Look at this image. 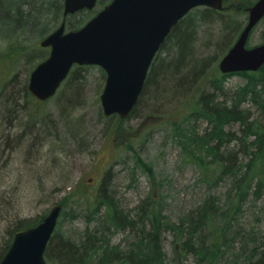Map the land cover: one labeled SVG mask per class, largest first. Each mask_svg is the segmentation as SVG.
Returning a JSON list of instances; mask_svg holds the SVG:
<instances>
[{"label": "rangeland", "instance_id": "rangeland-1", "mask_svg": "<svg viewBox=\"0 0 264 264\" xmlns=\"http://www.w3.org/2000/svg\"><path fill=\"white\" fill-rule=\"evenodd\" d=\"M109 1L103 0L95 11L101 10ZM8 2H11L9 5L13 3L12 0L0 1V105L12 79L17 77L21 83L28 84L32 70L30 62L40 54L47 55L44 60L49 56V48L40 45L47 35H28V27L26 35H21L12 42L4 41L6 37L20 32L19 17L9 13ZM256 2L257 0H228L225 8L220 11L221 16L232 27H239V35L248 22L249 8ZM78 17L79 15L66 19L68 29V23L74 24ZM61 23H50L49 32L56 30ZM218 27L217 25L213 29L203 24L198 28V54L204 58L215 55L217 51H214L218 50L219 45L231 41L234 36L233 34L231 39L229 37L222 43L219 42L222 34ZM238 35L234 37L232 44ZM213 36L216 37L215 41ZM12 43L23 47V52L8 58L4 51ZM262 43L264 20L252 32L248 46L254 47ZM222 54L216 64L219 72ZM40 62H35L34 67ZM83 74V99L77 104V110L68 116L71 124L82 121L86 126L85 133L88 137L85 136L86 139L83 140L81 138L80 145L73 143L74 139L62 129L59 106L62 87L54 98L46 102L37 103L36 100L24 98L19 102L20 107L13 112L14 117H2L0 134L6 137L8 145L0 153V260L11 242L17 222L37 224L53 205L63 201L65 203H62L63 212L59 219L61 235L75 240L80 239L87 230L102 231L112 245H120L126 249L134 239L132 233L108 229L105 207L93 216V202L99 194V182L108 170L112 171L110 178L113 181V195L125 212L135 215L140 204L150 197L162 202L165 222L179 223L181 218L188 217L209 197L220 205L226 204L232 190L235 204L233 213L239 216L240 231L249 238L259 236L260 231L264 230V189L260 198L255 199L250 195L240 204V197L233 190V181L226 177L222 180L217 178L215 164L211 163L213 157L202 155L203 163L196 160L195 156L200 152L188 142L192 131L204 134L206 129L210 130L208 121L191 118L190 114L201 88L192 95L180 92L174 96H166L167 98L155 103L157 105L145 106L135 112L131 119L120 122L118 117L106 119L103 115L100 96L106 79L102 70L96 66H88ZM209 74L218 76L215 68L210 69ZM222 82L223 94L237 100L239 109L248 115L250 123L259 122L264 125V92L258 87L255 92L248 86V76L241 74L227 75ZM47 123L48 136L55 134L58 137L50 136L48 144L31 146L30 149V144L26 141L25 145L11 150L16 139L26 135L30 128L39 133L40 127ZM107 126L117 128L116 137L114 133L107 136L104 134ZM177 126L185 131L183 136L176 130ZM246 130V127L238 124L227 126L225 132L235 139L227 147L225 143L220 147L221 152L226 155L233 153L239 157L243 166L252 159L246 151H256L252 149L255 139L252 136L247 138ZM148 167L151 173L146 170ZM253 174L252 171L251 175ZM76 186H79L80 193L69 197L70 190ZM161 238L166 263H170L174 256V233L170 229H164ZM228 258L229 256L220 264H232L227 261ZM188 260L192 262L194 257L190 255Z\"/></svg>", "mask_w": 264, "mask_h": 264}, {"label": "trees", "instance_id": "trees-1", "mask_svg": "<svg viewBox=\"0 0 264 264\" xmlns=\"http://www.w3.org/2000/svg\"><path fill=\"white\" fill-rule=\"evenodd\" d=\"M12 1L11 5H9L11 2H8L7 9L11 15H18L20 32L14 36L6 37L4 41L12 42L20 38L21 35H26L27 27L29 28L28 35L46 36L51 33L49 32L50 23L59 25L65 19L63 16L64 0ZM227 2L228 0H225V5ZM77 15L79 17L74 24L68 23L69 30H77L84 25L90 19L91 12L82 11L72 17ZM203 24L210 28L213 27V29L217 25L219 26L218 30L222 36L218 40L221 43L229 37L231 39L234 34L231 41L219 43L218 50L215 48L214 52L217 51L215 55H209L207 58L198 54L197 46L198 28ZM238 32L239 27H232L219 11L209 8L192 11L173 29L163 44L159 56L151 67L141 97L128 119H131L135 112L145 106L157 105L155 103L164 97L167 98L166 96H174L180 92L192 95L201 88L198 96L194 99V109L190 114L191 118L208 121L210 130L206 129L204 134L192 131L188 142L192 143L200 152L195 156L196 160L203 163L201 158L206 154L213 157L211 163L215 164L214 170L217 173V178L222 180L226 177L233 181V190L240 197L239 203L241 204L242 200L250 195H253L255 199L260 198L264 189V125L259 122L250 123L248 115L239 109L240 104L237 100L223 94L222 79L227 75L220 73L216 64L221 54L224 55L229 50L228 46L232 45ZM213 39L215 41L216 37L213 36ZM13 44L15 43L9 45L10 47L4 51L6 55L8 54V58L21 55L23 52V47L20 48V45L14 46ZM209 46H207V50L210 51ZM46 56L40 54L35 57L30 62L32 69L35 62L44 60L43 58ZM212 68H215L218 76L209 74ZM86 70L87 67L78 66L72 70L62 86L59 98L62 129L74 139L73 143L76 145H80L81 138L83 140L86 139L85 136L88 137V134L85 133V124L82 121L71 124L69 118L77 110V104L83 99L85 89L83 72ZM102 74L105 77L103 72ZM240 74L248 76V86L255 92L257 87L261 89V92H264V67L258 72ZM17 79V77L12 79L11 85L2 97L0 130L2 117H14L13 112L20 107L19 102L24 98L34 100L28 93L27 83H21ZM116 117L113 116L110 119ZM119 121L123 122L121 119ZM234 124L246 127L247 138L252 136L255 139L252 149L256 151H246L248 156H252L250 162L245 165L247 168L243 166V162H240L239 157L233 153L226 155L220 150L221 144L225 143L227 147L234 141L235 138L225 132L227 126ZM48 126V123L41 126L38 130L39 133L30 128L26 135L16 139L11 150L16 147L20 148L26 144V141L30 144L29 149L31 146L48 144L50 136L53 138L55 135L48 136ZM176 130L183 136L185 131L180 126H177ZM113 133L116 137L117 128L107 126L104 129L106 136L113 135ZM7 145L8 140L0 134V153L4 152V147ZM146 170L152 172L149 167ZM252 171L253 175H251ZM111 172L108 170L99 182V194L93 202L95 205L93 216L95 217L102 207H105L108 229L129 231L134 237L133 241L124 249L120 245H112L111 240L107 239L102 231L91 232L89 230L85 231L80 239L74 240L61 235L58 224L45 253L49 264H220L227 256H229L227 261L232 264H264V230L260 231L258 237L249 238L242 234L238 225L239 216L233 213L235 204L232 200V190H230L226 204L220 205L209 197L188 217L181 218L179 223L165 222L162 202L155 201L150 197L140 204L135 215L125 212L113 195ZM78 193H80L79 186H76L70 190L68 196L78 195ZM62 203L64 204L65 201ZM73 218H76V215H73ZM33 225L35 224L26 225L24 221H19L16 224L15 232ZM164 229H170L175 238L174 256L170 263H166V254L162 245L161 236ZM15 232L12 234L11 241ZM237 244L239 246L235 247ZM10 245L11 242L5 249V253ZM190 255L194 257L192 262L188 260Z\"/></svg>", "mask_w": 264, "mask_h": 264}, {"label": "water", "instance_id": "water-1", "mask_svg": "<svg viewBox=\"0 0 264 264\" xmlns=\"http://www.w3.org/2000/svg\"><path fill=\"white\" fill-rule=\"evenodd\" d=\"M224 0H113L84 27L66 32L63 23L46 37L49 57L30 73L28 92L39 101L53 97L75 64L97 65L107 73L101 104L106 117L128 118L143 92L150 66L178 23L193 9L223 8ZM97 0H65L64 16L92 10ZM264 18V0L249 8V20L220 60L222 73L257 71L264 65V44L247 48L250 34ZM62 204L42 221L15 233L0 264H48L45 253L56 229Z\"/></svg>", "mask_w": 264, "mask_h": 264}, {"label": "flooded vegetation", "instance_id": "flooded-vegetation-1", "mask_svg": "<svg viewBox=\"0 0 264 264\" xmlns=\"http://www.w3.org/2000/svg\"><path fill=\"white\" fill-rule=\"evenodd\" d=\"M101 1V0H100ZM100 1H99V3H100Z\"/></svg>", "mask_w": 264, "mask_h": 264}]
</instances>
